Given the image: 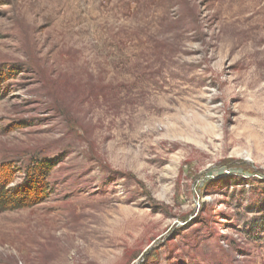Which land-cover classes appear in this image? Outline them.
I'll return each instance as SVG.
<instances>
[{"label": "rangeland", "instance_id": "374dc122", "mask_svg": "<svg viewBox=\"0 0 264 264\" xmlns=\"http://www.w3.org/2000/svg\"><path fill=\"white\" fill-rule=\"evenodd\" d=\"M0 264H264V0H0Z\"/></svg>", "mask_w": 264, "mask_h": 264}, {"label": "trees", "instance_id": "16d2710c", "mask_svg": "<svg viewBox=\"0 0 264 264\" xmlns=\"http://www.w3.org/2000/svg\"><path fill=\"white\" fill-rule=\"evenodd\" d=\"M53 163L46 158L29 162L19 182L10 185L14 171L0 165V211L15 210L40 203L49 195V173ZM14 182V181H13Z\"/></svg>", "mask_w": 264, "mask_h": 264}]
</instances>
